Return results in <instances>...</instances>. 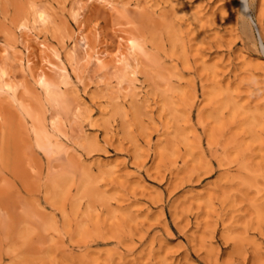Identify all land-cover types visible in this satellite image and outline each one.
<instances>
[{
  "label": "rangeland",
  "instance_id": "obj_1",
  "mask_svg": "<svg viewBox=\"0 0 264 264\" xmlns=\"http://www.w3.org/2000/svg\"><path fill=\"white\" fill-rule=\"evenodd\" d=\"M0 264H264V0H0Z\"/></svg>",
  "mask_w": 264,
  "mask_h": 264
},
{
  "label": "bare ground",
  "instance_id": "obj_2",
  "mask_svg": "<svg viewBox=\"0 0 264 264\" xmlns=\"http://www.w3.org/2000/svg\"><path fill=\"white\" fill-rule=\"evenodd\" d=\"M40 17H41V16H40ZM39 19H41V18H39ZM41 20H43V18H42ZM43 21H44V20H43ZM41 22H42V21H41ZM85 40H86V39H85ZM85 40H84V39L81 40V42H83L82 49H84V50L86 51V53H87V52H88V51H87V50H88L87 48H89V47H88L87 43L85 42ZM129 46H130V47H128V48H129L130 50H132V49L134 50V49L136 48V43L131 41ZM133 50H132V51H133ZM57 54H58V53H57ZM57 54H56V58L59 59V55H57ZM96 57H97V56H96ZM97 59H98V58H97ZM97 59H96V60H97ZM98 60H99V59H98ZM98 60H97V61H98ZM99 63H100V60H99ZM120 64H121V63H120ZM39 82H40V84L42 85V87H47V86H49L48 83L45 82L44 79H43L42 77L40 78Z\"/></svg>",
  "mask_w": 264,
  "mask_h": 264
}]
</instances>
